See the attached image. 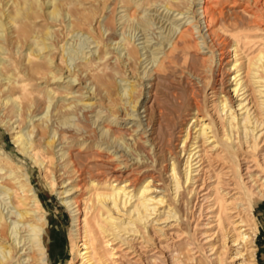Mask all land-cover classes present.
Listing matches in <instances>:
<instances>
[{
	"label": "bare ground",
	"instance_id": "6f19581e",
	"mask_svg": "<svg viewBox=\"0 0 264 264\" xmlns=\"http://www.w3.org/2000/svg\"><path fill=\"white\" fill-rule=\"evenodd\" d=\"M110 1L0 0V56H6L0 57V110L4 114L0 116V124L11 131L17 149L39 166L43 164L42 144L49 156L61 151L59 159H64L65 168L69 165L68 172L72 175L67 179L72 180L59 195L67 194L61 199L73 219L70 264H107L108 260L111 264H255L253 240L257 228L251 210L256 201H264V75L256 70L264 72V51L248 58L246 64L238 63L237 58L225 61L233 45L234 56H238L237 42L227 45L226 38L218 39L211 32L210 42L218 51V61L213 65L212 52L210 64L206 65L189 50L194 40L191 28L187 27L182 52L189 57L183 62L189 74L171 85L167 72L163 75L157 72L146 84L141 82L145 89L149 87L138 94L137 82L150 76L145 67L156 59L163 42L169 41L172 26L163 27L165 35L161 34L158 48L142 47L147 49L143 53L148 52L145 56L148 63L141 72L135 66L146 61H140L143 53L129 39L115 56H110L117 59L115 66L109 63L110 58L102 60L119 47H114L116 42L112 50L107 47L87 52L97 53L96 57L78 49L64 52L67 37L74 32L88 33L93 38L88 44L99 45L116 40V25L123 18L122 23L137 29L129 12L116 19L120 1L115 0L111 14L105 15ZM144 1L150 0L125 2L137 8ZM172 2L164 3V8L177 11L178 15L186 13L177 2ZM192 3L196 6L204 2L192 0ZM201 8L204 12V6ZM65 15L69 16L70 24L64 31ZM57 20L60 31L52 30ZM147 20L145 16L139 19L142 23ZM62 42V50L57 52ZM23 48L27 50L25 59L18 51ZM57 54H60L58 63ZM79 59L83 61L75 70L70 62ZM171 60L177 64L178 58L173 55ZM202 67L208 71L201 70ZM127 69L137 75L136 81H127ZM165 69L174 67L169 64ZM115 73L127 85L118 86ZM64 77L68 78L66 87L74 81H89L86 93L90 99L81 108L97 104L91 98L100 96V108L106 104L112 109V118H103L101 109L94 112L91 123L83 127L88 132L95 124L90 138L71 130L70 117L76 103L55 104L56 91L49 84ZM36 78L45 80L44 91L38 95L32 85ZM206 87L214 96L218 116L222 118L220 128L204 107L202 92ZM51 104L49 115L45 112L40 122L23 130L28 115L33 117ZM118 106L124 111L120 119ZM139 108L143 109V118ZM51 118L52 128L47 123ZM124 120L133 124L125 128ZM139 128V133L133 134ZM37 134L39 139L35 140ZM67 134L71 139L69 147L55 152L56 141ZM117 151L130 160L117 163L100 160L113 158ZM1 153L0 202L9 199L17 209L9 211L11 221H7L8 213L0 209V264H50L45 241L46 210L27 170L9 154ZM130 161L134 162L128 166ZM52 169L56 171L57 165ZM163 170L168 173V199L165 194L152 195ZM79 183L92 191L93 199L87 200L92 203L91 219L86 212L80 218L78 200L75 196L69 198L70 192H77ZM99 235L105 238L104 245L97 246Z\"/></svg>",
	"mask_w": 264,
	"mask_h": 264
},
{
	"label": "rangeland",
	"instance_id": "374dc122",
	"mask_svg": "<svg viewBox=\"0 0 264 264\" xmlns=\"http://www.w3.org/2000/svg\"><path fill=\"white\" fill-rule=\"evenodd\" d=\"M114 1L115 0H111L108 3V7L106 8L105 15L108 16L111 14V8L113 7ZM117 1L120 2H118L117 4V9L115 12L116 19L129 12L132 16L131 18L132 23L135 24V26L137 27L136 30H133L131 27L127 26L126 22L122 23L124 20L123 18L122 20L118 21L116 25L117 28L115 29V36H114L116 40L112 41L111 39L105 43H100L99 45H97V43L88 44L89 42H93V38L90 35H88V33L86 32L82 33L80 31L74 32L72 35H69L67 37L68 43L64 45V52L66 50L67 53L68 50L70 51L72 49H78L79 51H83L86 53L94 50H97L98 52V50L102 51V49L104 48L106 49L107 47H109V49L112 50L113 44L116 42L114 47H118V46L119 47L117 49H113L114 53L109 54L107 57H105L102 60L105 61L107 58H110L111 55L115 56L118 53V51L122 49L123 47L122 44L129 39L131 44H133V46H135L139 50V53L142 54L147 50L146 48L142 49L144 45H147L149 47L148 48L149 50L158 48L160 45H157V43L162 42L160 41L162 40L160 39L161 34L165 35V33L163 32L164 31L163 27H165L166 25L167 28L169 26H172L174 30L168 37L169 41L163 42L164 46L163 48L160 47L161 49L158 50L159 53L155 55L156 59L153 61V63L147 64L148 61H146L147 58H145V56L148 54V52L143 53L144 55L142 54V56H140V61H146V62L139 66L138 62L140 61H138L137 62L138 64L135 66L136 71L141 72L143 67L147 64L145 70H149L150 76L143 78L142 80H140L139 83L137 82V86H138L137 90L139 92L138 91L136 92L138 94L140 93L141 89L142 91L143 90L147 91L149 87L146 86L145 89L143 86H141L142 85L141 82L146 84L148 78H153L157 72L158 74H162V75L167 72V75L169 76L168 77L169 84L171 85H174L176 83L175 81L180 80V78L182 79L183 75L185 76L189 74L188 70L183 66L184 65L183 62H185L184 59L186 58L189 59V57L183 55L182 52L183 41L184 38L186 37L185 36L186 33H188L186 29L187 27L191 28V33L194 40L192 44L191 43L189 44L191 45L189 50L191 52H195V54L198 55L199 59L204 61L206 65L210 64L212 52L214 57L213 65H215V63L218 61V51L216 50L215 47L212 46V43L210 42L211 38L209 37V33L211 34V32L217 34L218 39L226 38L227 40L225 39V43L227 41V45H230L235 41L237 42L236 44L238 46V51H237L238 56L236 57L234 56V52H233L234 45H233L232 47H229L230 52L227 54L225 61L237 58L238 63L246 64L248 58L254 56L260 50L264 51V0H199L201 1V3L203 2L204 3L201 5L198 4L196 6H194L193 3L191 4L192 0H174V3L177 2L181 6L180 8H183L184 12L186 11V13H183L182 15H178L177 11L167 10L164 8V3L166 2L171 3L173 0L144 1L143 4L137 8H134L131 3L125 2L126 0H117ZM196 2H198V0H195V3ZM201 6H204V12H202L203 10ZM144 16L148 17L147 20L148 22L146 23H142L139 21L140 17H144ZM179 16H184V18L178 20L177 18ZM99 20H101V18ZM69 22H70L69 16L65 15L64 23L67 26L65 25L64 31L68 29L70 24ZM55 24L56 26H53L52 30L60 31L61 27L59 26L58 20L56 21ZM107 34L108 32L106 31L104 33V38H106ZM181 35L184 36L182 39L180 38ZM62 44L64 43L63 42L60 43L58 47L60 48ZM21 50L22 49L18 51L19 53H21V57L25 59L26 57L25 52H27V50L24 48L22 51ZM61 50L62 49L60 48L57 52ZM15 51H17V48H15ZM158 51L156 50L154 52H158ZM124 52L125 51L123 50V54ZM123 54H120V56L124 57L122 56ZM57 55H58L57 58L58 59L57 63H58L60 54ZM90 55H94V57H96L97 53L93 52ZM173 55L177 56L178 58L177 64L173 63L171 60ZM0 57L4 59L6 56L2 55ZM82 61L83 60L80 59L75 60L73 62L71 61L70 65L75 70H78L79 68L78 64H80V62ZM109 63L115 66V64L117 63V59L112 57L109 59ZM76 64L77 67L75 66ZM169 64L173 65L174 70L167 71L165 69L166 65ZM207 69L208 68H204V69L203 67L201 68V70H205V72L208 71ZM254 70H256V68ZM169 73L171 74L169 75ZM256 73L260 75H264V72H262L261 69H258V71L256 70ZM207 74L209 75V73ZM65 75L66 73H64V76ZM125 78L127 79L128 82L132 83L136 81L138 77L136 74L133 75L127 69L125 71ZM36 79L32 82V85L33 87L35 86L34 93L38 95L39 91L40 92L44 91L45 80L43 79L41 80V78L40 79L36 78ZM115 79H116L115 80L116 84L118 86L127 85L126 83L127 81L121 80L120 74L115 73ZM67 81L68 78L65 77L58 80L56 79L54 81L51 80L49 86L56 91V93L54 94L55 104L57 103L60 105V103L62 104L63 103L67 104L71 102L76 103L75 106L72 104L73 108L74 107L76 108H74L75 110L74 114H71L70 117L71 130L74 129L73 130L74 133L75 132L78 134L83 133L84 137L87 136L88 138H90L91 136L90 134L93 131L95 124L91 125L92 130H90V128L87 129L88 132H86L85 129H83V127L86 125L88 127L89 123H91L90 120L94 116L95 114L94 112H98V110L101 109L102 110L101 116L103 118L106 117L112 118L111 117L112 109L108 108L106 104H104L103 107L100 108L101 107L100 105L101 102L99 100L100 96L97 99L91 98V102H95L96 100L97 104L90 105L87 108H81L82 103L84 101L87 102L90 99L89 94L86 93L87 87L89 86V81H86V83H81V81L80 82L74 81L71 86H68L69 88L65 86L67 85ZM201 84L202 83L198 84L199 88H202ZM92 88L94 91L95 90L94 87ZM114 88L115 87L113 86L112 89L114 90ZM70 91L72 92L70 93ZM202 94H203L202 99L204 98L206 102L204 104L205 109L208 110L209 114H211V116L214 118L216 125L218 124L217 127L220 128L222 123L221 121L222 118L218 116L217 104L213 102L214 96L212 95L209 87H206V89L203 90ZM114 97H116V95H114ZM142 98L143 96H141L140 101L142 100ZM118 108H119V114H117V116L119 115V119H120L122 118L124 111H122V109L119 106ZM51 110H52V104L48 108H45L42 112L38 111L36 115L33 117L32 116L29 117L28 115L27 118L28 122H26V125L23 127V130H28L32 127L34 123L40 122V117H42L43 114H45V112H48L47 114L49 115ZM142 111L143 109L139 108L138 112L141 117L144 115ZM0 116H4L1 110H0ZM132 118L137 119V116H133ZM47 123L50 126V128H52L54 125L53 118H51L50 121H47ZM123 123L124 124H122V126H124L125 128L133 124L132 122L128 123V120H124ZM128 129L132 130V128L130 127ZM140 130L141 128H139L137 132H133V134L139 133ZM34 132L36 133V128L34 129ZM38 136L39 134H37L35 140L39 139ZM144 136L145 135H143V137ZM30 138L31 139L34 138V135H32ZM56 138L58 139V136ZM60 139L56 141V147L54 148L55 152H57L59 149L66 150L70 145L69 143L71 139L68 138V134L63 138L60 137ZM130 139H132V137H130ZM90 148L91 145L87 150L90 151ZM113 150L114 149L112 148L111 151ZM0 153L9 154L12 157V159L17 161L19 164H22V166L27 170L28 176L31 180V184L33 188L37 191L41 203L44 209L46 210L48 217V225H47L48 231L47 234L45 235V241H46V246L49 249L48 252L49 263L70 264V260L72 257L70 233L73 224V219L69 209L65 206V204L62 202L61 199L63 195H67V194L59 195V192L62 191L64 188L69 187V184L72 179H67V178L70 177L72 174L68 172L69 165H67L66 168H65L66 165L65 166L63 165L64 159H59V155L61 151H58L54 155V157L49 156L45 153V146L44 144H42L40 148V153H41V158L43 160V164L39 166V163L36 164L32 158L23 155L17 149V147L15 146L12 140L11 131L7 128V126L0 124ZM111 157L110 159L103 157L100 158V160L101 161L112 160L111 162L113 163L130 160L128 156L122 154L120 151H117L113 158ZM133 162L134 161L128 162V166L132 165ZM56 165H57V170L53 171L52 168L53 166ZM163 171H161L162 173V177L160 178L161 180L157 182V184L159 185L155 189L156 193H153L152 195L155 196L157 194L158 195L165 194L164 195L165 199H168L169 197L168 194H170V191H168L169 189L167 188L169 183L167 178L168 173H165V171L164 172ZM132 174L135 175L136 173H132ZM64 179H67L66 182L61 184V182ZM89 189L90 188L88 186H85V184L79 183V189L77 190V192L73 191L69 193L70 195H72L69 196V198L75 196L76 197L75 199L78 200L80 204V208L82 210L80 218H83L84 212H86L87 218L91 219L93 217V210H89V206L92 203L91 201H87L88 198L93 199L92 191L89 192ZM1 202H0L1 203L0 209L3 211L4 214L8 213L7 221H11V218H9L10 217L9 211H15L17 209L16 205L10 203L9 199ZM93 203H95V200H93ZM162 210H163V206L159 208V211ZM114 215L117 216V214ZM251 215L253 216V220L255 221L257 228L253 240L255 247L254 262L255 264H264V201L263 200L256 201V203L252 207ZM154 216L155 215L151 217ZM124 218H126V216ZM182 226L184 227V225ZM155 227H157V225ZM165 228H168V226ZM186 230L188 231V229ZM10 231L11 228L9 229L8 232ZM142 231L144 230L142 229ZM99 236H100L99 239H101L99 244L97 245L98 242H95L94 244L97 246H101L102 243L104 245L103 240H105V238H102L101 235ZM19 253L23 254V251L22 252L20 251ZM24 263L28 264L26 262ZM107 264H111L109 260L107 261Z\"/></svg>",
	"mask_w": 264,
	"mask_h": 264
}]
</instances>
